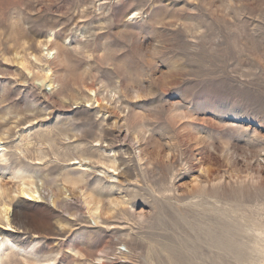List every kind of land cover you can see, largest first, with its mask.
Here are the masks:
<instances>
[{"label":"rangeland","instance_id":"obj_1","mask_svg":"<svg viewBox=\"0 0 264 264\" xmlns=\"http://www.w3.org/2000/svg\"><path fill=\"white\" fill-rule=\"evenodd\" d=\"M0 139V264H264V0H0Z\"/></svg>","mask_w":264,"mask_h":264},{"label":"bare ground","instance_id":"obj_2","mask_svg":"<svg viewBox=\"0 0 264 264\" xmlns=\"http://www.w3.org/2000/svg\"><path fill=\"white\" fill-rule=\"evenodd\" d=\"M91 92V91H90ZM93 92V91H92ZM92 95V94H91ZM97 95V94H96ZM95 100H96V102H98V104H99V101L97 100V97L96 98H94ZM99 99V98H98ZM98 139H100V138H98ZM102 139V138H101ZM104 139V138H103ZM96 142H100V141H96ZM2 143H1V139H0V154L4 151V148H2V146L3 145H1ZM101 155V154H100ZM261 156V155H260ZM86 159L85 158H82V160L79 162V165H81V166H83V164H82V161H85ZM261 161L264 163V155H262L261 156ZM76 164V163H75ZM27 178H29L30 179V177L29 176H23L22 177V179L25 181V180H27ZM72 183H74V184H79L80 182L78 181V180H74V181H72ZM28 189H25V188H22L21 189V193L24 195L22 198L23 199H25V201H27V202H29V204H24V203H22V202H18L17 204H16V209H20V212H22L23 214H25V215H31L30 217H32V218H35V214H34V211L36 210V208H37V206H34V205H32V203H38V202H48V203H51L52 205H53V207H56V208H62V207H64L65 205V203L67 202L66 200H64V199H60L59 197H58V194L57 193H55V192H53V191H50L49 189L47 190L46 188H45V184L44 183H42L41 184V188H38V192H36V191H33V183L32 182H29L28 183ZM47 187V186H46ZM58 190H60V187L58 188ZM61 191L62 192H64V194L65 195H67V196H69V194H68V191H66V189L64 190V188H61ZM36 193H39V195H40V199H41V201H39L38 200V198L39 197H36V196H34V194H36ZM61 193V192H60ZM59 193V194H60ZM62 197H63V195H62ZM47 203V204H48ZM23 206H27V208H23ZM38 209V208H37ZM96 213H98V212H96ZM66 214H68V213H66ZM95 215V214H94ZM31 218V219H32ZM97 219L98 218H94V221H95V223L97 224V223H99L98 221H97ZM35 220V219H34ZM35 224V223H34ZM33 230V229H32ZM259 232H261V231H259ZM262 234V233H261ZM263 235V234H262ZM35 243V242H34ZM38 243V242H37ZM61 244V243H60ZM18 247H20V246H18ZM107 251V250H106ZM106 252L104 251V252H102L100 255H99V257H98V261H101V260H103V258H105L106 257V254H105ZM32 254V253H31ZM30 254V255H31ZM108 255V254H107ZM32 256V255H31ZM33 256H35L34 255V253H33ZM35 258H37V257H35ZM39 264H42V262H39Z\"/></svg>","mask_w":264,"mask_h":264}]
</instances>
